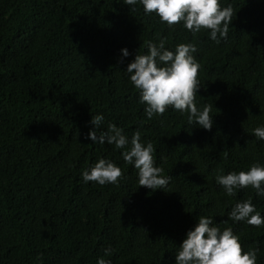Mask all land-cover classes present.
<instances>
[{
  "label": "trees",
  "instance_id": "1",
  "mask_svg": "<svg viewBox=\"0 0 264 264\" xmlns=\"http://www.w3.org/2000/svg\"><path fill=\"white\" fill-rule=\"evenodd\" d=\"M220 2L236 14L217 43L183 22L170 28L139 0H0V264H175L200 216L231 227L244 251L258 247L264 264V225L228 218L249 197L264 217V196L251 187L226 195L215 178L264 165L253 133L264 126V0ZM160 38L172 51L196 45V104L212 105L211 130L172 107L148 119L126 68ZM98 114L97 134L115 124L129 146L87 137ZM136 131L171 176L165 189L138 186L124 161ZM99 158L121 168L118 183L83 180Z\"/></svg>",
  "mask_w": 264,
  "mask_h": 264
},
{
  "label": "clouds",
  "instance_id": "2",
  "mask_svg": "<svg viewBox=\"0 0 264 264\" xmlns=\"http://www.w3.org/2000/svg\"><path fill=\"white\" fill-rule=\"evenodd\" d=\"M138 0H123L127 5H136ZM146 14L155 13L170 28L183 22L184 27L195 36L202 30H208L210 38L219 43L226 39L229 26L235 17L236 10L231 4L221 6L220 0H139ZM166 38H160L159 43L149 41L147 54L136 53L134 60L128 63L126 71L130 81L139 90L140 101L145 104L148 119L162 116L169 107L188 113V123L198 124L206 130L213 125L211 108L205 105L197 107L196 97L200 89L198 79L200 63L193 53L197 51L194 43H179L175 51L165 47ZM123 57L129 52L121 49ZM122 62V60H121ZM104 117L101 114L92 116L94 126L87 134L93 143L115 145L117 149L129 146V140L124 130L109 123L106 131L99 132ZM254 135L264 140V126L253 130ZM154 146L141 141V133L136 131L130 140V147L122 153L126 163L138 169V186L151 190L166 188L171 176H163V169L155 166ZM85 182H96L100 185L116 184L124 176L121 168L107 158H99L94 165L83 172ZM216 181L221 185L226 195L235 196L237 189L251 187L259 196H264V165L253 163L247 171H231L223 174L219 169ZM233 222L246 221L247 224L261 227L264 217L247 200L237 202L232 207L229 217ZM227 223V221H225ZM259 248L243 250L240 236L231 227H221L214 224L213 218L200 216L195 226L188 230L175 255V264H257ZM111 249H105V255L110 256ZM97 264H110L103 257Z\"/></svg>",
  "mask_w": 264,
  "mask_h": 264
}]
</instances>
